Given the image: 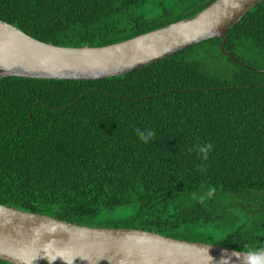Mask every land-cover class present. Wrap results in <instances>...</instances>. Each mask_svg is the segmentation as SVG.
Wrapping results in <instances>:
<instances>
[{
    "label": "trees",
    "instance_id": "trees-1",
    "mask_svg": "<svg viewBox=\"0 0 264 264\" xmlns=\"http://www.w3.org/2000/svg\"><path fill=\"white\" fill-rule=\"evenodd\" d=\"M212 1L0 0V19L45 42L103 46ZM221 42L99 79L1 78L0 203L79 224L264 248V72L234 61ZM225 48L264 69V0L227 31ZM138 128L155 139L145 143ZM209 142L202 160L197 145Z\"/></svg>",
    "mask_w": 264,
    "mask_h": 264
},
{
    "label": "water",
    "instance_id": "water-1",
    "mask_svg": "<svg viewBox=\"0 0 264 264\" xmlns=\"http://www.w3.org/2000/svg\"><path fill=\"white\" fill-rule=\"evenodd\" d=\"M262 0H214L195 15L103 46H61L0 19V79H99L122 75L182 49L220 37ZM243 250L130 227L92 226L0 203V259L14 264H218ZM210 257L212 259H210Z\"/></svg>",
    "mask_w": 264,
    "mask_h": 264
},
{
    "label": "clouds",
    "instance_id": "clouds-1",
    "mask_svg": "<svg viewBox=\"0 0 264 264\" xmlns=\"http://www.w3.org/2000/svg\"><path fill=\"white\" fill-rule=\"evenodd\" d=\"M136 134L145 143H148L149 141L154 140L156 136V133L153 129H139L138 128L136 129ZM211 149H212V144L209 142L204 145L198 144L196 151L200 155L202 160H207ZM199 167L201 171L206 170L205 165H200ZM246 247H247V251L244 252L242 255L243 264H264V248L256 247V246H246ZM232 255L239 256L240 254L233 252L228 256H224L220 259L218 264H231ZM210 259L212 258L210 257Z\"/></svg>",
    "mask_w": 264,
    "mask_h": 264
},
{
    "label": "rangeland",
    "instance_id": "rangeland-1",
    "mask_svg": "<svg viewBox=\"0 0 264 264\" xmlns=\"http://www.w3.org/2000/svg\"><path fill=\"white\" fill-rule=\"evenodd\" d=\"M173 1V0H172ZM122 209L124 210H129L130 206H126V207H118L116 209H114L112 212H110V216L112 217H118L122 215Z\"/></svg>",
    "mask_w": 264,
    "mask_h": 264
}]
</instances>
